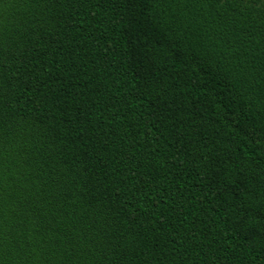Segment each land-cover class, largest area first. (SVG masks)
Masks as SVG:
<instances>
[{
  "label": "trees",
  "instance_id": "obj_1",
  "mask_svg": "<svg viewBox=\"0 0 264 264\" xmlns=\"http://www.w3.org/2000/svg\"><path fill=\"white\" fill-rule=\"evenodd\" d=\"M0 264H264V0H0Z\"/></svg>",
  "mask_w": 264,
  "mask_h": 264
}]
</instances>
